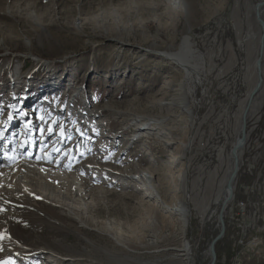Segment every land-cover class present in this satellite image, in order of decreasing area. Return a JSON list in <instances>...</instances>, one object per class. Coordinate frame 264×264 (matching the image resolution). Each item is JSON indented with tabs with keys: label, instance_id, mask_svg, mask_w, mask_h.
Returning <instances> with one entry per match:
<instances>
[{
	"label": "rangeland",
	"instance_id": "rangeland-1",
	"mask_svg": "<svg viewBox=\"0 0 264 264\" xmlns=\"http://www.w3.org/2000/svg\"><path fill=\"white\" fill-rule=\"evenodd\" d=\"M173 2L0 0V65L19 66V73L31 69L24 80L6 76L9 81H18L13 93L0 77V130L4 126L10 140L6 145L11 143L13 150L21 148L23 155L33 157L30 159L38 155V162L46 157L44 162L65 165L58 168L63 176L76 174L67 179L73 188L81 180L89 183L84 198L74 197V205L88 210L90 221L85 219V223L91 228H76L71 218L50 206L36 210H30V204L18 206L4 224L0 221V264H125L121 261L124 250L105 234L135 252L124 259L127 264H179L169 251L155 252L182 244L188 247V259L180 264H210L208 248L220 231V205L213 198L226 169L224 163L217 170L218 158L222 152L226 159L237 137L239 103L248 92L244 41L247 34L258 33L252 8L260 2L247 0L248 8H241V41L230 18L234 0H187L188 17L183 7ZM185 34L204 59L200 75L183 83L192 119L184 115L177 121L174 110L156 105L170 98L168 90L181 81L173 68L166 67L159 52L177 47ZM228 45L234 58H230ZM61 93L63 100H68L67 94L76 93V97L73 104L68 101L72 107L66 102L60 111L57 97ZM95 94L97 97L91 99ZM138 98L143 110L151 108V115L172 120L171 126L179 132L170 134L163 129L164 135L136 136L124 120L122 104ZM84 105L87 111L102 106L108 110L85 121L75 112ZM245 122L247 139L233 200L222 213L225 233L215 245V264H264V94ZM82 130L87 131L84 139L79 137ZM191 133L194 141L183 156ZM54 143L57 151L51 154ZM74 147L80 148L79 154L72 151ZM94 149L105 156L101 166L80 173L69 171L66 163L73 160L79 165ZM5 156L15 155L9 152ZM166 170L174 175V181L163 179L166 190H172L168 205L181 199L177 186L184 173L190 196L196 195L200 201L208 176L217 170L211 197L204 204L205 216L190 199L186 202L185 229L178 225L176 216L157 206L138 176H154V182L162 185ZM198 179L200 183L193 189L191 184ZM14 237L29 246H22L24 250L19 252L21 245ZM106 252L118 256L111 258Z\"/></svg>",
	"mask_w": 264,
	"mask_h": 264
},
{
	"label": "bare ground",
	"instance_id": "bare-ground-1",
	"mask_svg": "<svg viewBox=\"0 0 264 264\" xmlns=\"http://www.w3.org/2000/svg\"><path fill=\"white\" fill-rule=\"evenodd\" d=\"M171 2H173V1L169 0V3H171ZM259 2L262 3V2H264V0H259ZM173 4H175V5L179 4L180 8L183 7V11H184L185 16L186 17L189 16V4H188L187 0H177L176 2H173ZM242 7L246 8V9L248 8L247 7V0H244L243 2H241L240 0H234V5H233L232 11L230 13V18H231V21L233 23L236 38L238 41H241L242 21H241V17H240V11H241ZM252 11L255 12L254 8H252ZM258 13H259V18L264 23V19H263V17H264V4L260 7ZM248 14H249V11H248ZM255 20H256V17H255ZM257 28H258V33L254 34V36L247 34V36L245 37V41H244L245 47H246L245 49L247 52L246 53L247 66H246L244 77H245V80L247 83L248 92H247L245 99L239 103V111H240L239 116H240L241 122L238 125L239 127H237V129H238L237 130V137L231 146L230 152L228 154H226V159L221 154L222 152L220 153L219 158H218L219 166L217 167V170H219L223 166L224 163H226V169H225V172H224L225 174H224L222 180H220L218 183L219 188H218L217 192L215 193V196L213 198V202L216 205H220V208H221L223 201L225 199H227L228 196L230 195V200L224 206L223 212L227 208L228 204L233 200L232 198H233L234 183H235L237 173H236L235 177L233 178L231 191H229L227 189L226 185L232 176L233 169L235 166V161H236V168H237V172H238L239 160H240L243 148L245 146V140L247 139L246 138L247 137L246 122H245L244 132H243L244 140H243V142L240 141L241 137H242L243 112L246 109H248L247 113H246V116H247V114L250 110H254V109L258 108L259 105L261 104V99H262L263 94H264V39L261 43L260 37L262 34V30H261V27L259 25H257ZM192 47L193 46L191 44V41H190L188 35L185 34L184 36H182L177 47L171 46V47H167L166 49L163 48L164 50L161 52H159L158 50H155V49H151V50H154V51H157L160 53V57H161L160 59L165 61L166 67L173 68L175 73L177 72V75L181 76L180 83L177 84V86H175L173 89L169 88L170 90H168V91L171 92V96H169L170 98L166 99V97H165L166 100L163 99L162 101H159L158 103H156V105H159L160 107H166L168 109L174 110L175 115H176L174 118L177 121H178V119H180V117H182L184 115L188 119H192L193 111H192V107L190 105L191 102L190 103L188 102L186 93L184 92V84L183 83H184V80H187L186 78H192L193 76H199L201 73V70L203 69L202 65H203V59L204 58L202 55L198 54L194 50V48H192ZM152 48H154V46ZM227 48H228L230 56H231L230 58H234L231 46L228 45ZM259 57H260L261 66L259 69H257L256 68V60ZM18 67L19 66L12 67L10 64L9 65L1 64L0 65V77H2L1 78L2 81L5 80L8 83L9 80H7V78H6V76H8V75H9L8 77L10 79L21 78L23 80L30 75L31 69L29 70V72L27 70L24 73L23 72L19 73ZM16 70H17V73H15ZM3 75H5V76H3ZM259 78L261 79L260 86L258 87V90L256 91V93H254L251 96L252 92L254 91V89L258 83ZM1 79H0V81H1ZM17 82L18 81H16V83ZM163 88H165V87H162V90H163ZM12 91L13 90H10V92H12ZM162 92H164V91H162ZM64 93H61V95H58L60 97L57 98V101H60V104L57 106L58 109H60V111L62 110L63 107H65L66 102L68 105V101H71V102L75 101V97H76V93H73V94H71V96H73L72 100H69L70 98H67L68 100H63L64 99V95H63ZM68 97H70V96H68ZM129 100H130V102H127ZM127 101H126V103L124 102V104H122V106H124L126 109V111L124 112V116H126L124 120L127 122L126 123L127 125H130V127L134 128V130H135L134 132L138 133L136 136H138V135L140 136V134L143 136L144 134H146L147 136L151 137V136L158 134V133H159V135H164L163 133H165V132H163V131L165 129L170 134L179 132V130H178L179 128L177 129L175 126L174 127L171 126L172 120H170L168 118H163L165 116H163V117H159L160 115L156 116L155 115L156 113H154V115L153 114L151 115L150 114V109H151L150 107H149L150 109L143 110L140 107L141 104H140L139 98L133 102H131V99H128ZM27 103H28V105H31L32 101L30 100ZM72 104L68 105L69 108L73 106ZM146 104H148V103H146ZM85 105L82 108H79L78 111H75L78 114V117L84 119L85 121L96 119V116L99 115V112L102 113V112H105L106 110H108L107 107L103 108V106H102V109L96 108V109H93L92 111H87ZM105 106H106V104H105ZM64 109H66V108H64ZM64 109H63V111H64ZM109 110H111V108ZM154 110H155V108H154ZM69 111H71V110H69ZM246 116H245V119H246ZM8 120H10V118H8ZM188 121H190V120H188ZM192 126H193V123H191L190 127H192ZM86 127H87V129L89 128V126H87V125H86ZM2 128H4V126H2L1 130H0V151H2V150L4 151V155H2V157H0V221L4 224L6 222V220L8 219L10 212L17 211L18 206H26V205L30 204V205H28V208L30 210H36L38 208V206H50L51 209H53L56 212L58 211L62 215H65L66 218L67 217H68V219L71 218L76 223V228L91 229L90 226L88 227L85 223V219L89 220V219H87L88 218V213H87L88 210L85 212L84 209L82 210L81 208H77L74 205V199H75L74 197L78 196L80 198H84L83 194L85 193L84 191L87 190L89 183L85 182L84 180H81V184H78L77 187L73 188L72 187L73 183L68 182L67 179L70 178L71 176L76 175V174L70 173L67 176H63L61 168H58L59 165L62 167V169H63V167H65V165H63L62 163L56 162L55 164L54 163L49 164L47 162H44V161H47V159H48L46 157L40 159L41 161L38 162V157H39L38 155L34 156L35 157L34 159H30L32 156L31 155H23L22 152L20 151L21 148H19V150H17V151L13 150L11 147L12 146L11 143L6 145V143L9 142L10 140H9V138H4L6 133H5V131L3 132ZM169 133H166V134H169ZM86 135H87V131L82 130L79 132V137L81 139H84L86 137ZM194 137H195V134L191 133L186 138V141H185L184 146H183V154H182L183 156H185L186 152L189 150V147L191 146V144L194 141ZM116 144H117V141H115L114 146ZM79 149L80 148L74 147V149L72 151L74 153L79 154ZM56 151H57V147L55 144L52 148L51 154H55ZM9 152H14L15 156H9V157L5 156ZM65 152H67V151H65ZM89 155H90L89 158L85 161H82L79 165H77V164L74 165L72 162L73 160H72L71 162L66 163V167L69 169V171H76V172L80 173V172H83V170L84 171L92 170V169H94V167L101 166L99 163L102 162V160L105 158V156L102 155V152L99 149L90 150ZM20 158H21V160H17ZM58 160H59V158H58ZM217 170L213 171L212 176L211 175L208 176L207 183H206L207 186L205 188L206 193H203V197L201 198L200 201L198 200L199 197L197 198L196 195L190 196L191 194H189L190 191H189L188 180L186 178V173H184L183 177L180 180V184L178 183V186H177V189L181 193V199L179 201H177L175 204L173 203L172 205H168V203H167V200L169 198V194L172 192V190H166V184H164L165 181L163 180L165 178V179L174 181V175L172 174V172H169L167 170L165 171L166 173L161 177V180L164 181L162 183V185L154 182V181H156V178L154 176L153 177L148 176V175L143 176L142 173H141V175H138V176H140V178L142 179L144 186L149 191V193L152 195V198H154L157 206H159L160 209L166 211L168 214L176 216L178 225L182 229H185L184 227L187 224V214H188V208H187L186 202L188 201V199H190L194 208L199 212V214L202 217L205 216V213L207 210V205L204 206V204L209 202V199L211 197V192L213 190V186H214V183H215V180L217 177ZM122 174H124V173H122ZM74 177H76V176H74ZM70 180H72V178ZM131 180H135V179H131ZM198 182L200 183L199 179L196 182H194V181L192 182L191 185H192L193 189H194L195 185L199 184ZM85 186H87V188ZM175 186H176V184H175ZM201 205H203L204 207H202ZM83 208H85V206ZM4 227H5V225L1 226V229L3 228V232H4V234H6V230L4 229ZM95 231H97V230H95ZM105 235L108 239H110L112 241L113 244H115L116 247H120L124 250L123 251L124 256L126 257V258L124 257V259H130L132 257L131 254L135 253V252H132L130 249L126 248V246L122 245L117 238L110 236L108 234H105ZM15 238L16 237H14V239ZM16 242L18 245H21V247H18L19 252H22L24 250V247H22V246H25V248L29 246L26 242H23L22 240H20L18 238H16ZM166 251H169L171 253L172 257H174L175 260H177V262H179V264L181 262L183 263L184 261H186L188 259L187 258L188 247L186 244H182V246H179V247H168L167 249H164V250H161V251H158L155 253L157 254L159 252H166ZM105 254L111 258H116V255H117V254L115 255L113 253H108V252H106ZM90 259H92V258H90ZM124 259H122L121 261H123L125 264H127V261ZM91 264H93V263H91Z\"/></svg>",
	"mask_w": 264,
	"mask_h": 264
},
{
	"label": "water",
	"instance_id": "water-1",
	"mask_svg": "<svg viewBox=\"0 0 264 264\" xmlns=\"http://www.w3.org/2000/svg\"><path fill=\"white\" fill-rule=\"evenodd\" d=\"M264 4V2L262 3H258L255 8H254V11H255V17H256V21L258 23V25L261 27V30H262V34H261V37H260V42L262 43L263 39H264V23L261 21V19L259 18V9L260 7ZM261 52V51H260ZM261 66V63H260V57L256 60V68L259 69ZM260 83H261V79L259 78L258 80V83L254 89V91L252 92L251 96L256 93V91L258 90V87L260 86ZM250 96V97H251ZM247 110L246 109L244 112H243V126H242V137H241V142H243L244 140V135H243V132H244V126H245V116H246V113H247ZM237 173V168H236V161H235V166H234V169H233V173H232V176L230 178V180L228 181L226 187L229 191H231L232 189V183H233V178L235 177ZM230 200V195L228 196L227 199H225L221 205V208H220V211H219V214H218V224L220 226V231L218 233V235L211 241L210 245H209V253H210V264H215V261H216V253H215V245L216 243L223 237L224 233H225V227H224V222H223V216H222V213H223V208L224 206L226 205V203Z\"/></svg>",
	"mask_w": 264,
	"mask_h": 264
},
{
	"label": "trees",
	"instance_id": "trees-1",
	"mask_svg": "<svg viewBox=\"0 0 264 264\" xmlns=\"http://www.w3.org/2000/svg\"><path fill=\"white\" fill-rule=\"evenodd\" d=\"M97 97V95H91V99H95Z\"/></svg>",
	"mask_w": 264,
	"mask_h": 264
},
{
	"label": "snow or ice",
	"instance_id": "snow-or-ice-1",
	"mask_svg": "<svg viewBox=\"0 0 264 264\" xmlns=\"http://www.w3.org/2000/svg\"><path fill=\"white\" fill-rule=\"evenodd\" d=\"M0 239H3V237H0ZM5 264H7V262H5Z\"/></svg>",
	"mask_w": 264,
	"mask_h": 264
}]
</instances>
